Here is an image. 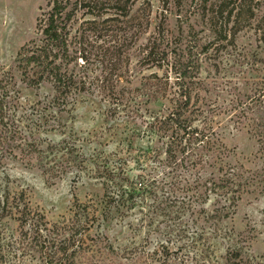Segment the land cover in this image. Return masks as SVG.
Returning <instances> with one entry per match:
<instances>
[{"label": "rangeland", "instance_id": "rangeland-1", "mask_svg": "<svg viewBox=\"0 0 264 264\" xmlns=\"http://www.w3.org/2000/svg\"><path fill=\"white\" fill-rule=\"evenodd\" d=\"M218 1L169 0L166 9L162 10L158 0H128L124 4V13L115 9L104 11L106 18L110 15L117 18V22L106 23V39L113 30L118 36L128 38V46L122 54L128 56L129 63L120 66L115 74L121 70L120 78L129 81L119 83L126 91L124 97L129 96L128 101L134 100L133 97L138 100L142 112L145 108L157 107L144 103L147 90L143 78L150 73L160 76L169 72L166 60L160 67L140 64L138 60L139 48L157 28L161 26L164 30L159 46L170 57L176 53L183 56L184 61H190L198 54L194 78L199 82L197 105L212 119L214 136L227 150L225 161L239 167L242 176H249L262 167L264 159L256 148L257 135L252 134V128L264 126V0H245L238 25L233 22L236 10L233 7L229 18L224 20L225 35L220 36L216 31L218 27L213 26V18L210 19L211 9ZM47 3L48 0H0V74L8 71L13 76L21 107L19 113L36 116L31 118H36L35 124L40 125L34 135L38 146L69 138L75 150L84 156V161L81 167H72L60 176L49 178L41 172L34 154L4 159L0 166V201L5 200L11 208V213L1 220L5 240L11 246L20 241L15 236L19 230L14 219L17 215L15 204L41 214L48 227L69 225L76 213L82 219L87 215L88 225L74 241L85 247L87 263L128 264L138 259L136 264H155L152 251L167 240L163 224L155 226L160 217L149 220L147 209L145 211L141 206L126 208V203L120 204L114 183L118 178L106 179V169L111 166L118 168L115 171L118 175L123 172L132 177L139 173L134 161L136 157L145 163V168L151 169L155 163L142 158L150 139L140 130L128 153L124 143L119 141L123 135L122 115H111L106 100H102L106 97L99 94L97 86L56 107L50 103L54 93L49 83L28 86L19 80L14 69L19 47L37 37L35 20L40 8H47ZM86 18L91 17L80 10L73 26L77 28ZM113 26H123L127 30L123 33ZM111 28L112 31H108ZM94 72L98 74L97 70ZM169 76L173 74L169 73ZM42 118L49 125H42ZM138 121H135L136 126L142 129ZM208 171L201 173L203 179L209 178ZM209 197L207 207L214 198L212 194ZM184 217V220L189 219V212H184ZM218 226L221 234L223 230L226 232L222 237L210 239L218 263L235 242L241 246L243 259H248L251 264H264V179L253 180L243 188L232 213L219 221ZM169 239L171 250L178 247L180 253L192 255L186 238ZM31 255L32 258L28 254L22 255L25 262L30 259L32 264H39V254L32 252Z\"/></svg>", "mask_w": 264, "mask_h": 264}, {"label": "trees", "instance_id": "trees-1", "mask_svg": "<svg viewBox=\"0 0 264 264\" xmlns=\"http://www.w3.org/2000/svg\"><path fill=\"white\" fill-rule=\"evenodd\" d=\"M127 1L48 0L47 8H40L35 20L37 37L20 46L16 53L14 69L19 80L32 87L49 83L54 93L50 103L56 107L97 86L99 94L106 97L102 100H106L111 115H122L123 135L119 141L129 149L125 150L130 153L140 130L150 139L142 158L155 163L151 169L145 168V163L142 164L136 157L134 161L139 173L132 177L123 172L118 175L115 173L118 168L111 166L106 169V179L118 178L114 183L120 204L126 203V208L141 206L145 211L147 209L149 220L160 217L155 226L163 224L167 240L152 251L155 264H251L248 259H243L241 246L235 242L226 249L223 261L218 263L214 259L216 256L210 239L226 234L224 230L221 234L218 222L232 213L243 188L253 180L264 179V126L252 128V134L257 135L256 148L263 159L262 167L249 176H242L239 167L225 161L227 150L214 136L212 119L197 105L199 82L194 78L198 69V54H192L194 57L190 61H184L183 56L174 52L170 57L159 46L164 35L161 26L139 48L141 55L138 58L140 64L160 67L165 60L169 64L168 74L164 72L158 76L150 73L143 78L147 90L144 103L157 107L151 110L145 108L142 112L133 96L134 100L128 101L129 96L124 97L126 91L119 84L124 81L120 78L121 70L115 74L120 66L129 63L128 56L122 54L128 46V38L118 36L113 30L106 39V23L117 18L103 16L106 9L124 13ZM158 2L165 10L169 0ZM243 5L245 0H220L214 5L210 19L213 18V26L218 27V36L225 35L224 20L229 18L233 7L236 8L233 22L239 24ZM80 10L91 18L81 20L75 28L73 23ZM248 11L252 16L250 8ZM113 27L123 33L127 30L123 26ZM17 100L13 76L4 71L0 74V166L6 158L34 154L41 172L49 178L60 176L72 167H81L84 156L75 150L69 138L38 146L34 135L40 125L35 124L36 118H31L33 114L19 113L21 107ZM137 119L142 129L136 126ZM43 123L49 125L45 118H42ZM207 170L209 178L203 179L201 173ZM210 194L214 198L207 207L205 204ZM7 204L5 200L0 201V264H32V260L28 259L26 263L22 256L28 254L32 258V252L39 254V264H89L85 247L74 244L75 238L80 237L88 225L87 215L82 219L75 213L69 225L48 227L41 214L15 204L17 215L14 219L19 228L15 236L20 241L11 246L5 240L1 224L4 215L11 213ZM184 212H189V219L184 220ZM169 237L174 241L186 238L192 255L180 253L178 247L171 250ZM108 248L114 251L111 246ZM136 263L138 259L128 264Z\"/></svg>", "mask_w": 264, "mask_h": 264}]
</instances>
